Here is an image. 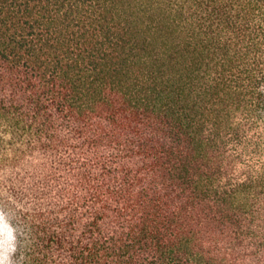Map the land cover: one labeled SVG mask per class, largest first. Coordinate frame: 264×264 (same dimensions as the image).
Returning a JSON list of instances; mask_svg holds the SVG:
<instances>
[{"label":"trees","instance_id":"obj_1","mask_svg":"<svg viewBox=\"0 0 264 264\" xmlns=\"http://www.w3.org/2000/svg\"><path fill=\"white\" fill-rule=\"evenodd\" d=\"M0 264H264V0H0Z\"/></svg>","mask_w":264,"mask_h":264}]
</instances>
